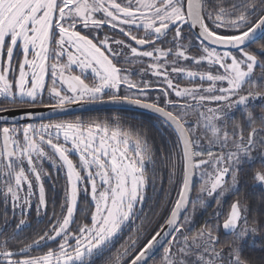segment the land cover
<instances>
[{"label":"snow or ice","instance_id":"6c2138e0","mask_svg":"<svg viewBox=\"0 0 264 264\" xmlns=\"http://www.w3.org/2000/svg\"><path fill=\"white\" fill-rule=\"evenodd\" d=\"M261 38L264 0H0V264H154L157 252L159 264H251L242 245L264 224L249 223L246 202L214 213L215 224L196 229L192 218L206 198L220 206L238 191L245 164L264 163V43L250 48ZM96 103L161 118L175 139L159 171L143 125L55 118ZM165 172L178 191L149 237L143 219ZM61 174L60 213L53 202L48 227L10 247L33 209L48 214L45 180L55 191ZM253 179L264 187V171Z\"/></svg>","mask_w":264,"mask_h":264},{"label":"trees","instance_id":"16d2710c","mask_svg":"<svg viewBox=\"0 0 264 264\" xmlns=\"http://www.w3.org/2000/svg\"><path fill=\"white\" fill-rule=\"evenodd\" d=\"M259 43H264V38H262L259 42L252 45L250 48L256 50ZM194 54V52H193ZM191 68L195 70V66L191 65ZM256 75H259V69L256 70ZM184 81H182L183 83ZM184 85V84H182ZM258 103V102H257ZM257 117V126H259V116H260V108L254 107L251 109ZM236 120L243 124L244 134L247 137L250 129L248 128L247 122L245 121L244 115L240 110H236L234 112ZM153 119V118H151ZM231 123V122H230ZM135 131L136 129H132ZM147 134V139L150 147L155 152L156 158V166L159 171L162 168V162L160 161V149L163 146L165 150V154L171 151V147L173 141L175 139L172 131L160 121H158V125H154L151 123L149 128L143 129ZM231 130V128L229 129ZM253 155H256L254 153ZM149 175H151V165H148ZM257 171H264V163H261L259 159H257L254 163L245 164L241 171V180L238 185V191L234 193H229L221 202V205L218 206L214 198H206V206L200 207L197 205L196 213L194 215L193 224L196 229L204 225L206 221H210L212 224L216 223V220L213 218V214L216 212L227 213L229 210L230 204L234 200H240L241 202H246L248 205V220L249 223L253 220V218H257L264 224V189L257 184V182L253 179L255 173ZM179 182V179H178ZM200 186V182L197 179L195 183L194 193L192 200H195L196 192ZM157 192L155 193L154 199L149 204L146 209V217L143 219V227L148 231L149 237L151 234L160 227V225L165 223V220L169 214V210L172 207L176 199V193L178 191L177 185H169L167 182V174H164V183L161 185L159 182L157 183ZM149 196H153V192L151 188L148 191ZM83 200V197H81ZM191 210V204L189 207ZM139 224L140 221H137ZM139 233L135 230V228L125 230L122 234L121 239L117 242L116 248L114 249V253L122 252L124 247H127L130 243V238H135ZM221 240L228 241L231 240V236H226L223 231L220 232ZM19 242H11L10 247L17 246ZM27 243V242H25ZM143 243V241L141 242ZM243 248V258L249 260L251 264H264V227H261L255 236V238H248L242 245ZM42 251H47L43 249ZM34 254H40V252H36ZM159 253L155 257L154 264H159L160 261ZM131 257H129L130 259Z\"/></svg>","mask_w":264,"mask_h":264},{"label":"flooded vegetation","instance_id":"af4514ba","mask_svg":"<svg viewBox=\"0 0 264 264\" xmlns=\"http://www.w3.org/2000/svg\"><path fill=\"white\" fill-rule=\"evenodd\" d=\"M105 31L111 35V31L108 29H105ZM123 38V37H118ZM194 54L195 51L193 50ZM191 64H188V67H190ZM77 73L79 72V69L75 70ZM182 81H184L182 83ZM91 83V79L88 81ZM180 83L182 86H188L190 84V81L187 79L180 80ZM175 98V97H173ZM45 102H48L47 99V93L45 94ZM96 104H104V103H96ZM9 107H13L9 105ZM15 107H26L23 105H18ZM77 117L83 118L85 120L90 119H96V120H109L112 121L114 118L119 117L122 123V126L127 129H136L138 126L143 125L144 128H149L151 126V123L153 122L154 125H158V121L161 122V120L158 117H155L153 115H150L148 113H145L143 111H135V110H126V109H116V108H107V109H98V110H90L85 111L77 114L67 115L63 117H58L57 119H68L73 120ZM153 118V119H151ZM47 122V121H45ZM75 160L76 157H73ZM45 167L48 169L49 172H52V169L46 164ZM55 191H53L52 183H50L48 180H45V188L48 194V201H49V207H48V214L44 215L41 214L39 217L37 216V213L33 209L27 216L29 227H26L23 232L19 234L16 240L12 242H29L26 238H31L35 233H42L49 225V222L51 220V215L53 211V202L55 203V211L57 214L60 213V204L63 202V190L62 185L64 183L62 174L61 178L58 180H55ZM3 212V204H2V197H0V213ZM9 219H13L11 216V211H9ZM13 223H15V220H13ZM11 229H9V232L7 235H11ZM16 247V246H14ZM55 247V245H53ZM47 250V249H46Z\"/></svg>","mask_w":264,"mask_h":264},{"label":"water","instance_id":"95a60500","mask_svg":"<svg viewBox=\"0 0 264 264\" xmlns=\"http://www.w3.org/2000/svg\"><path fill=\"white\" fill-rule=\"evenodd\" d=\"M261 39L257 40L256 43L259 42ZM254 44H252V45H254ZM252 45H250V47ZM107 108H116V109H126V110L143 111L145 113H148L150 115H153L155 117H158L157 114H154V113H152L149 110L142 109V108H138V107H135V106H132V105H127V104H124V105H112V104H107V103H104V104L73 105V106L70 107V110L68 112L64 113L63 115H61L59 117H63V116H67V115H72V114H77V113H81V112H85V111H90V110L107 109ZM36 111L42 112L45 117H48V116L52 115V113H50L47 109L40 108V109H37ZM8 115L10 116V118H11V116H15L18 120H20V118H21V113H11V114H8ZM55 118H58V117H55ZM159 119L161 120V118H159ZM21 122L22 123H26V122H30V121H21ZM195 181L196 180H194V182L192 184L191 199H192L193 193H194ZM189 207H190V205H189ZM159 253L160 252H157V254H159ZM157 254H156V256H157Z\"/></svg>","mask_w":264,"mask_h":264},{"label":"rangeland","instance_id":"374dc122","mask_svg":"<svg viewBox=\"0 0 264 264\" xmlns=\"http://www.w3.org/2000/svg\"><path fill=\"white\" fill-rule=\"evenodd\" d=\"M262 188L264 189V187H262ZM249 238H253V237L250 236ZM254 238H255V237H254Z\"/></svg>","mask_w":264,"mask_h":264},{"label":"bare ground","instance_id":"6f19581e","mask_svg":"<svg viewBox=\"0 0 264 264\" xmlns=\"http://www.w3.org/2000/svg\"><path fill=\"white\" fill-rule=\"evenodd\" d=\"M195 183H196V181H195ZM195 188V187H194Z\"/></svg>","mask_w":264,"mask_h":264}]
</instances>
